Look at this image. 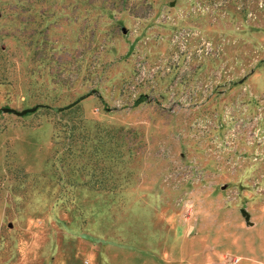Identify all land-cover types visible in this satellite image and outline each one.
Wrapping results in <instances>:
<instances>
[{"label": "rangeland", "instance_id": "obj_1", "mask_svg": "<svg viewBox=\"0 0 264 264\" xmlns=\"http://www.w3.org/2000/svg\"><path fill=\"white\" fill-rule=\"evenodd\" d=\"M0 78V264H264V0H0Z\"/></svg>", "mask_w": 264, "mask_h": 264}, {"label": "trees", "instance_id": "obj_2", "mask_svg": "<svg viewBox=\"0 0 264 264\" xmlns=\"http://www.w3.org/2000/svg\"><path fill=\"white\" fill-rule=\"evenodd\" d=\"M2 81L4 80L0 78V82ZM42 112L50 116L53 121L55 144L60 143L65 149L61 161H69V163L83 161L84 165L79 168V171H83L91 162L95 163L94 169H97V164L104 159L105 153L109 158H120L124 150L117 149V142L137 136V132L131 129L127 131L123 127L112 128L101 124H96L94 127L95 131H92V129L87 127V121L83 118L81 108L77 104L72 105L69 109L55 111L46 108ZM73 165L75 166V164ZM85 175L89 174L86 172ZM104 183L103 179L99 182L90 178L83 182V185L101 190L106 189Z\"/></svg>", "mask_w": 264, "mask_h": 264}, {"label": "water", "instance_id": "obj_3", "mask_svg": "<svg viewBox=\"0 0 264 264\" xmlns=\"http://www.w3.org/2000/svg\"><path fill=\"white\" fill-rule=\"evenodd\" d=\"M74 104H78V102L72 103L69 106L65 107L64 109H69V107H71ZM36 110H37V107L29 108V109H24L22 111H17L15 109H11V108H3L1 111L3 113L14 114L16 116H24V115H26L28 113H32V112H34Z\"/></svg>", "mask_w": 264, "mask_h": 264}]
</instances>
